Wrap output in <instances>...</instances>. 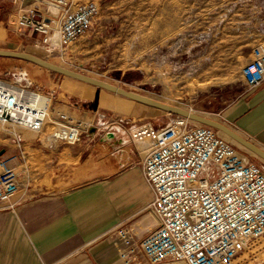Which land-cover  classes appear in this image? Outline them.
Here are the masks:
<instances>
[{
  "label": "rangeland",
  "instance_id": "1",
  "mask_svg": "<svg viewBox=\"0 0 264 264\" xmlns=\"http://www.w3.org/2000/svg\"><path fill=\"white\" fill-rule=\"evenodd\" d=\"M96 1L101 12L92 27L64 49L25 45L10 50L31 53L125 90L193 110L240 133L225 112L248 89L242 68L254 59L253 50L264 44V0ZM0 78L49 99V118L41 132L19 129L27 146L28 140L36 138L39 145L50 147L48 137L59 127L56 122L62 114L79 124L82 132L96 126L101 117L108 124H125L134 110L149 114L136 126L135 136L146 123L163 128L172 116L105 90H100L96 105L97 87L24 60L0 57ZM17 145L0 126V151ZM31 152L24 153L21 163L33 176H21V184L35 192L58 189L50 181L29 183L44 171L43 153ZM147 214L155 219L150 211ZM257 243L256 250L243 254L236 264H264V241Z\"/></svg>",
  "mask_w": 264,
  "mask_h": 264
},
{
  "label": "built area",
  "instance_id": "2",
  "mask_svg": "<svg viewBox=\"0 0 264 264\" xmlns=\"http://www.w3.org/2000/svg\"><path fill=\"white\" fill-rule=\"evenodd\" d=\"M15 1L12 24L47 50H62L86 34L101 12L97 1ZM253 55L242 68L248 89L264 82V44ZM40 95L0 78V126L18 145L23 142L20 128L41 132L49 118V106ZM56 123L59 127L48 137L51 146L81 142L79 124L64 114ZM111 124L121 126L123 121ZM139 129L135 140L149 145L142 163L152 190L146 211L156 223L141 233L134 223L110 232L122 262L236 264L256 250L259 244L254 243L264 241V162L250 158L215 128L180 115L172 114L161 129L151 123ZM19 177L17 167L0 157V211L14 207Z\"/></svg>",
  "mask_w": 264,
  "mask_h": 264
},
{
  "label": "crops",
  "instance_id": "3",
  "mask_svg": "<svg viewBox=\"0 0 264 264\" xmlns=\"http://www.w3.org/2000/svg\"><path fill=\"white\" fill-rule=\"evenodd\" d=\"M17 6L15 0H0V47H39L12 24ZM225 114L264 150V82L247 89ZM147 118L149 114L134 110L121 126L98 120L83 131L80 143L70 147H43L31 138L28 146L22 143L0 151L20 177L33 176L21 163L24 153H43L44 171L29 183L50 181L58 188L35 192L19 177L14 207L0 211V264H124L110 232L134 223L141 233L156 222L146 211L152 190L142 169L149 145L134 138L136 126Z\"/></svg>",
  "mask_w": 264,
  "mask_h": 264
},
{
  "label": "water",
  "instance_id": "4",
  "mask_svg": "<svg viewBox=\"0 0 264 264\" xmlns=\"http://www.w3.org/2000/svg\"><path fill=\"white\" fill-rule=\"evenodd\" d=\"M0 57L3 58H12V59H19L24 60L27 62H31L33 64H36L40 67H43L45 69L51 70L53 72L59 73L60 75H64L67 77H70L72 79L87 83L89 85L95 86L98 88V91L96 93V105L99 102V94L100 90L105 89L107 91L113 92L115 94L121 95L123 97H126L128 99H131L137 103L153 107L156 109L163 110L165 112H168L170 114L180 115L183 117H186L194 122L210 126L212 128H215L216 130L224 133L232 140L236 141L240 145L244 146L245 148L249 149L250 151L254 152L257 156L264 159V150L258 146L257 144L253 143L252 141L245 138L243 135L235 131L234 129L230 128L226 124L219 122L215 119L209 118L207 116L198 114V113H191L187 109L170 105L161 101H158L156 99L144 96L140 93L128 91L125 89H122L120 87H116L113 85H110L108 83H105L104 81L92 78L86 74L73 71L70 69H65L60 66H57L41 57H38L36 55H33L31 53H27L24 51H17V50H9V49H0ZM3 154V153H2Z\"/></svg>",
  "mask_w": 264,
  "mask_h": 264
},
{
  "label": "bare ground",
  "instance_id": "5",
  "mask_svg": "<svg viewBox=\"0 0 264 264\" xmlns=\"http://www.w3.org/2000/svg\"><path fill=\"white\" fill-rule=\"evenodd\" d=\"M58 66V65H57ZM61 67V66H60ZM63 68V67H62ZM66 69V68H65ZM93 78V77H92ZM96 79V78H95ZM99 80V79H98ZM101 81H103V80H101ZM105 82V81H104ZM105 83H108V82H105ZM108 84H110V83H108ZM110 85H113V84H110ZM113 86H116V85H113ZM116 87H119V86H116ZM121 88V87H120ZM123 89V88H122ZM102 90H105V89H102ZM105 91H107V90H105ZM108 92H110V91H108ZM111 93H113V92H111ZM115 94V93H114ZM118 95V94H117ZM121 96V95H120ZM123 97V96H122ZM124 98H126V97H124ZM128 99V98H127ZM40 100L41 101H43L44 103H46L48 106H49V99L48 98H46L45 96H43V95H40ZM129 100H131V99H129ZM133 101V100H132ZM189 112H191V113H195V111H193V110H188ZM220 132V131H219ZM220 134L223 136V137H225L226 139H228L229 141H231L234 145H236L238 148H240L242 151H244V152H246L247 154H249V155H252V156H256V157H258L259 159H260V161H263L264 162V159L263 158H261V157H259V156H257L254 152H252V151H250L249 149H247V148H245L244 146H242V145H240L239 143H237L236 141H234V140H232L231 138H229L227 135H225L224 133H222V132H220Z\"/></svg>",
  "mask_w": 264,
  "mask_h": 264
}]
</instances>
